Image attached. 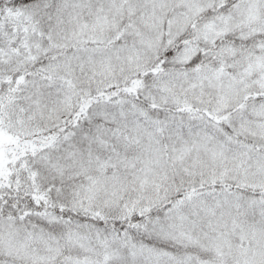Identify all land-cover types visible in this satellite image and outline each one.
I'll use <instances>...</instances> for the list:
<instances>
[{"label": "snow or ice", "instance_id": "obj_1", "mask_svg": "<svg viewBox=\"0 0 264 264\" xmlns=\"http://www.w3.org/2000/svg\"><path fill=\"white\" fill-rule=\"evenodd\" d=\"M0 264H264V0H0Z\"/></svg>", "mask_w": 264, "mask_h": 264}]
</instances>
